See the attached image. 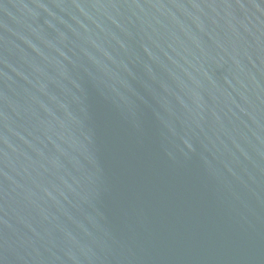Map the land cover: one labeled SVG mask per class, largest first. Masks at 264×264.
Returning <instances> with one entry per match:
<instances>
[{
	"label": "water",
	"instance_id": "95a60500",
	"mask_svg": "<svg viewBox=\"0 0 264 264\" xmlns=\"http://www.w3.org/2000/svg\"><path fill=\"white\" fill-rule=\"evenodd\" d=\"M0 264H264V0H0Z\"/></svg>",
	"mask_w": 264,
	"mask_h": 264
}]
</instances>
